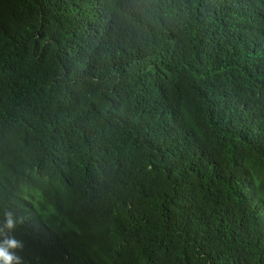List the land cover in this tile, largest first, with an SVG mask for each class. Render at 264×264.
I'll use <instances>...</instances> for the list:
<instances>
[{
    "label": "trees",
    "instance_id": "trees-1",
    "mask_svg": "<svg viewBox=\"0 0 264 264\" xmlns=\"http://www.w3.org/2000/svg\"><path fill=\"white\" fill-rule=\"evenodd\" d=\"M24 264H264V0H0V221Z\"/></svg>",
    "mask_w": 264,
    "mask_h": 264
},
{
    "label": "clouds",
    "instance_id": "clouds-1",
    "mask_svg": "<svg viewBox=\"0 0 264 264\" xmlns=\"http://www.w3.org/2000/svg\"><path fill=\"white\" fill-rule=\"evenodd\" d=\"M22 223V217L4 211L0 221V264H24L23 257L17 254L23 250L24 243L13 235Z\"/></svg>",
    "mask_w": 264,
    "mask_h": 264
}]
</instances>
